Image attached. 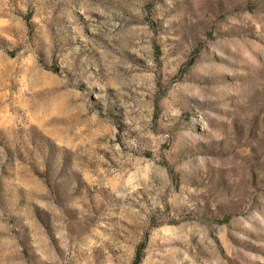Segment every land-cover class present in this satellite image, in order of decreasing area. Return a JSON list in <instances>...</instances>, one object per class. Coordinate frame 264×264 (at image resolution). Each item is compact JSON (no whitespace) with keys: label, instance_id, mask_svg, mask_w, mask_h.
<instances>
[{"label":"rangeland","instance_id":"rangeland-1","mask_svg":"<svg viewBox=\"0 0 264 264\" xmlns=\"http://www.w3.org/2000/svg\"><path fill=\"white\" fill-rule=\"evenodd\" d=\"M0 264H264V0H0Z\"/></svg>","mask_w":264,"mask_h":264}]
</instances>
